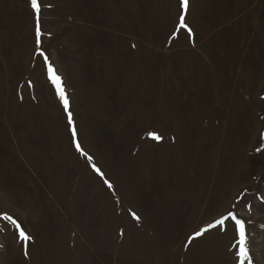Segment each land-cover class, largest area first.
Listing matches in <instances>:
<instances>
[{
	"label": "rangeland",
	"instance_id": "1",
	"mask_svg": "<svg viewBox=\"0 0 264 264\" xmlns=\"http://www.w3.org/2000/svg\"><path fill=\"white\" fill-rule=\"evenodd\" d=\"M38 3L39 44L0 0V264H240L229 214L264 264V0Z\"/></svg>",
	"mask_w": 264,
	"mask_h": 264
},
{
	"label": "snow or ice",
	"instance_id": "2",
	"mask_svg": "<svg viewBox=\"0 0 264 264\" xmlns=\"http://www.w3.org/2000/svg\"><path fill=\"white\" fill-rule=\"evenodd\" d=\"M30 3H31V7L33 8V10L35 11L36 16H37L36 33H37V43L39 44V42H40V32H41L40 23H39L40 4L38 3V0H30ZM188 6H189V0H181V7H182L183 10L187 11ZM180 26L181 27H186V25L184 23V15L183 14L180 16ZM49 73H50V78L56 84L58 95H59V97H60V99H61V101L63 103L65 111L67 112L68 111V107H69V101H68L67 96L65 95V91H64L63 87L61 86L60 77L55 75L54 70L51 67H49ZM68 119H69V123L72 124V115H71L70 112L68 113ZM72 135H73V138H75L76 130H75L74 127L72 128ZM150 135L153 137V139H156V140L160 139V137L155 135V134H150ZM76 147H77V150H80L79 143L76 144ZM89 159H91V158H89ZM96 171L99 172L100 170L96 169ZM105 183H108V182L105 181ZM108 186L110 188L112 187V185L110 183H108ZM229 215L235 221V224L237 226V230H238L239 235H240L239 250H238L237 255L241 258L240 259V264H244V261L248 259V251H247V248H246L244 222L242 220H240V219H237L232 214H229ZM5 219L11 220V222L16 225L17 229L19 230V237L22 240L27 241V240L30 239V237L23 230L20 229L19 224H17V222L15 220H12L11 217H7V216L5 217ZM136 219L139 220V217H136ZM225 219H227V218H225ZM223 223H224L223 219L217 221V224H223ZM214 226L215 225H210L209 227H214ZM205 231H207V229H203V230H201L199 232H196L194 234V236L190 238V240L201 236L203 234V232H205Z\"/></svg>",
	"mask_w": 264,
	"mask_h": 264
}]
</instances>
